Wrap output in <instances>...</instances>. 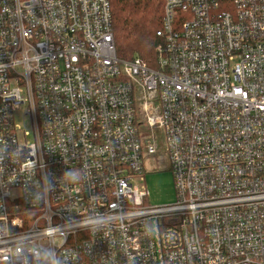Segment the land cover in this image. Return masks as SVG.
Returning a JSON list of instances; mask_svg holds the SVG:
<instances>
[{"label": "built area", "instance_id": "2783aa9c", "mask_svg": "<svg viewBox=\"0 0 264 264\" xmlns=\"http://www.w3.org/2000/svg\"><path fill=\"white\" fill-rule=\"evenodd\" d=\"M156 35L150 67L110 0H0V264H264V0H165Z\"/></svg>", "mask_w": 264, "mask_h": 264}, {"label": "trees", "instance_id": "16d2710c", "mask_svg": "<svg viewBox=\"0 0 264 264\" xmlns=\"http://www.w3.org/2000/svg\"><path fill=\"white\" fill-rule=\"evenodd\" d=\"M117 54L155 67L165 0H110Z\"/></svg>", "mask_w": 264, "mask_h": 264}, {"label": "rangeland", "instance_id": "374dc122", "mask_svg": "<svg viewBox=\"0 0 264 264\" xmlns=\"http://www.w3.org/2000/svg\"><path fill=\"white\" fill-rule=\"evenodd\" d=\"M16 113V121L21 123V112ZM139 135L143 149L144 181L141 186L148 192L146 204L149 206L169 205L176 201V185L171 169L169 155L165 147V135L160 129L139 127ZM32 142V137L27 138ZM156 141L158 152L149 154L147 145Z\"/></svg>", "mask_w": 264, "mask_h": 264}]
</instances>
